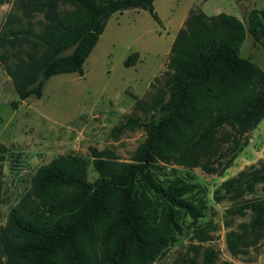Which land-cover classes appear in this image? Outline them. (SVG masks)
<instances>
[{
    "label": "trees",
    "instance_id": "1",
    "mask_svg": "<svg viewBox=\"0 0 264 264\" xmlns=\"http://www.w3.org/2000/svg\"><path fill=\"white\" fill-rule=\"evenodd\" d=\"M153 1L16 0L15 9L27 24L7 25L0 33V62L19 100L40 98L53 74L82 75L113 12L147 9L161 22ZM262 4L249 10L246 27L224 11L207 15L190 9L185 25L174 35L164 82L156 84L150 102L140 105L150 112L149 118L139 122L128 117L116 126V131L132 125L144 128L145 138L132 160L90 145L98 174L93 181L88 179V160L77 155H61L40 166L30 190L1 228L0 264L3 258L5 264H125L130 258L146 264L177 225L175 209L194 221L205 217L184 197L194 192V185L176 180L160 184L151 167L177 162L222 174L234 164L248 132L264 118V70L240 56L245 30L259 43L264 38ZM37 15L45 22L36 30L31 19ZM9 17L13 21L15 14ZM16 48L23 54L12 59ZM137 58L138 52L129 53L125 63L134 64ZM0 149L5 150L2 143ZM258 184H264V160L222 183L225 195L237 203L229 213H253L240 233L226 236L233 256L257 245L262 236L264 198L243 199ZM195 233L201 241L208 239L202 229ZM100 237L112 246L99 259ZM218 258L219 250L207 247L202 264H214Z\"/></svg>",
    "mask_w": 264,
    "mask_h": 264
},
{
    "label": "rangeland",
    "instance_id": "2",
    "mask_svg": "<svg viewBox=\"0 0 264 264\" xmlns=\"http://www.w3.org/2000/svg\"><path fill=\"white\" fill-rule=\"evenodd\" d=\"M15 2L0 0V33L7 25L16 28L27 24V19L15 9ZM263 2L154 0L161 22L147 9L115 11L86 58L84 73L53 74L40 98L19 100L0 62V143L5 146L0 152V231L10 211L30 190L37 169L54 158L61 155L85 158L88 160V179L92 181L98 174L91 164L90 145L99 151L110 148L122 160H132L135 149L145 138L144 128L132 125L116 131V126L128 117L139 122L149 118L150 112L140 105L150 102L156 93V84L164 82L174 35L185 25L190 9L202 10L207 15L221 11L236 13L246 27L249 10L262 7ZM10 12L15 14L13 21ZM31 21L36 30L43 25L41 22H45L42 15ZM244 36L240 56L264 69V38L259 43L247 30ZM133 52H138L137 60L134 64H126V57ZM17 54H23V49L11 50L12 59ZM259 123V128H264V118ZM255 127L248 132L249 138ZM223 129L230 131L226 125ZM263 160L264 139L257 138L252 142L249 139L243 145L234 164L222 174L203 172L200 168L193 169L177 162L155 163L151 173L160 184L168 186L176 180L194 185V192L184 197L205 217L194 221L191 215L175 209L177 225H172L165 246L146 264H202L207 247L219 250V258L214 264H264V230L257 245L247 247L246 252L233 256L229 251L226 236L231 232L240 233L253 213L250 210L246 215L229 213L228 210L237 203L225 195L222 187L224 181L235 177L239 171L258 166ZM148 197L153 200V193L149 192ZM256 197L264 198V184L256 185L255 190L247 192L243 199ZM162 209L159 206L160 212ZM198 229L204 231L207 240L198 238L195 233ZM111 246L112 243L100 237L96 242L97 257L100 259ZM2 262L5 264L4 258ZM125 264L137 262L130 258Z\"/></svg>",
    "mask_w": 264,
    "mask_h": 264
},
{
    "label": "crops",
    "instance_id": "3",
    "mask_svg": "<svg viewBox=\"0 0 264 264\" xmlns=\"http://www.w3.org/2000/svg\"><path fill=\"white\" fill-rule=\"evenodd\" d=\"M232 15H235L237 18H239L236 13H233ZM259 125H260V123L255 127L254 131L251 132V135H250V138H249L251 140V142L254 141V140H256L257 138L259 140L262 139V138L264 139V128H262V129L259 128Z\"/></svg>",
    "mask_w": 264,
    "mask_h": 264
}]
</instances>
